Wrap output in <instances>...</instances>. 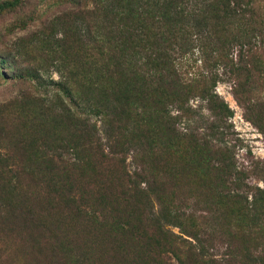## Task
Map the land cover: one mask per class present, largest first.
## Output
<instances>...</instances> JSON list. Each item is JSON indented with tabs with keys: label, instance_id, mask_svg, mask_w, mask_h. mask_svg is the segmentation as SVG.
Wrapping results in <instances>:
<instances>
[{
	"label": "trees",
	"instance_id": "trees-1",
	"mask_svg": "<svg viewBox=\"0 0 264 264\" xmlns=\"http://www.w3.org/2000/svg\"><path fill=\"white\" fill-rule=\"evenodd\" d=\"M195 1L200 7L195 4L186 17L182 8L195 3L192 0H92L93 6L87 9L78 0L75 5L70 3L61 25H54L60 26L59 38L47 34V29L28 37L32 45L44 50H27L36 52L38 59L33 63L35 68L25 73L36 72L43 63L56 62L59 77L54 82L57 93L51 104L61 105L65 96L78 102L80 109L92 110L104 125L105 143H93L92 134L88 140V133L81 131L88 142L75 147L77 161L59 163L50 149L56 143H67L71 135L56 137L49 126L56 125L57 119L48 123L46 113L32 116L25 125L21 124L32 131V147L23 141L14 164L0 162L3 199H12L16 205L14 192L23 197L30 186H21L20 181L14 186L12 180L26 172L38 176V186H44L47 200L65 204V221L76 220L78 227L91 228L100 242L109 244L110 255L116 257L138 260L163 256L165 247L173 246L177 238L166 225L175 221L181 228L180 218L192 224L194 214L180 210L189 201L193 208L202 207L200 211L222 216L208 220L212 226L235 228L230 240L241 242L239 250L247 251L248 244L264 247V189L244 182L248 174L237 168L225 146L211 147L215 144H211L213 139L208 135L196 139L195 133L179 130L180 118L189 115L186 105L192 97L199 96L206 102L211 116L230 113L227 105L211 93L219 77L212 71L207 76L199 73L200 68L191 71V67L181 73L176 63L178 58L198 50L200 64L210 65L211 60H220L219 56H212L217 55L216 50L220 53L233 48L239 50L243 60L250 50H261V43L255 42L262 35L261 30L255 34L258 29L252 24L248 5L251 0ZM21 3L22 0L3 3L0 14L15 11ZM238 16L244 17L245 29L238 28L240 31L233 34L231 26L237 23ZM27 19L28 16L21 21V27ZM27 43L24 46L28 47ZM20 53L27 56L25 50ZM221 58L226 60L227 55ZM234 68L228 70V77H233L237 95L241 96L250 92L255 82L246 65ZM28 81L31 80L24 76L17 79ZM31 87V99L24 95L21 101L16 98L14 104L19 103L20 112H30L31 107L36 108L35 113L38 107L46 110L41 107L43 99L36 97L39 86ZM248 104L246 109L254 115L248 118L264 133V101ZM173 106L179 116L171 114ZM67 114L59 124L69 120L64 117ZM1 120L0 131H13V121H7L11 124L4 127ZM35 135L39 138L35 139ZM37 140H42L45 147L33 145ZM28 153L32 167L24 166L31 169L24 172L17 163ZM12 158L16 159L15 155ZM102 166L108 171L105 177ZM262 169L252 168L254 175L264 174ZM87 175H91L92 184L86 181ZM89 207L92 215L88 216ZM172 209L173 215L169 213ZM11 214L13 220H25L20 213L16 217L14 211ZM188 235L200 243L198 235ZM159 247L164 249L157 251Z\"/></svg>",
	"mask_w": 264,
	"mask_h": 264
},
{
	"label": "rangeland",
	"instance_id": "rangeland-1",
	"mask_svg": "<svg viewBox=\"0 0 264 264\" xmlns=\"http://www.w3.org/2000/svg\"><path fill=\"white\" fill-rule=\"evenodd\" d=\"M13 1L0 0V5ZM69 1L22 0L15 11L5 10L0 14V119L2 123L4 122V127L6 124H11L7 121L15 123L13 131H0V162L5 161L8 165L11 162L14 164V160L19 158L17 152H20L25 144L22 143L23 141H28V147H32V142H29L32 138V131L21 126L33 119L32 116L42 112L49 116V118L42 116L48 119V123L53 118L57 119L56 125L49 126L56 137L64 134L71 135L67 143L65 141L56 143L50 149L51 153L58 158L59 163L61 161L68 162V164L75 163L76 157L79 156L78 148L75 147L81 143L87 144L89 134H92L93 143L95 140L105 143L104 125L100 123V117L94 115L92 110L83 108L82 104L83 109H80L78 102L69 101L65 96L61 98V105L51 104L54 99L53 95L57 93L54 82H57L59 77L57 67H55L56 62L43 63L41 67L37 66L36 72L25 73L26 70L35 68L33 63L38 59L36 52L27 50H44L32 45L28 37L34 33L45 32L47 29V34L59 38L57 31L60 26L54 27V25H61L64 12L70 10L71 2L74 5L78 2V0ZM192 1L195 3H188L190 5H187L186 9L182 8L184 9L182 14L186 17L187 12L192 11L195 4L200 7L195 0ZM211 1L216 3L217 0ZM92 3V0H82V8H91ZM248 5L253 14V28L258 29L255 34L261 30L262 35L255 40L256 43H261V50H250L243 56V60L236 48L221 50L220 53L216 50L217 55L212 56H219L220 60L216 62L211 60L210 65L200 64L198 50H192L189 53L190 56L187 54L183 58H178L176 62L181 73L187 72L189 67L192 68L191 71L200 68L198 72L206 76L211 71L216 73L219 79L213 87L211 86V93L219 98L218 101L221 100L227 105L230 113L220 117L219 115L211 116L206 102L196 96L192 97L186 105L189 115L180 118L178 126L179 130L186 131V134L195 133L198 137L196 139L208 135L210 139H213L211 144H215L211 147L222 149L225 146L233 155L237 168L246 171V175L248 174L246 179L243 178L244 182L252 187L264 189V174L254 175V170H252L255 167V171L262 168L264 171V133L248 118L254 115L245 107L248 103L250 106L264 101V0H251ZM217 6L220 8V5ZM27 16V24L21 27V21ZM237 19V23L231 26L233 34L240 31L238 28L245 29L244 17L238 16ZM76 26L78 27V24ZM247 28L251 27L247 25ZM252 34L250 32V35ZM26 43L28 47L24 46ZM21 50H25L27 56L22 55ZM211 53H213L212 50ZM222 55H227L226 60H221ZM244 65L249 68L255 83L250 86V92L238 96L236 82L233 77H228V70L231 67H235L233 70L240 69ZM223 73L225 76L222 75ZM19 76H24L31 81L17 82ZM36 84L39 86L36 97L43 99L44 104L41 107H45L46 110L38 107L35 113L36 108L31 107L30 112L27 110L20 112L19 103L14 104L15 99L18 98L21 101L24 95L31 99L33 96L29 95L32 90L31 86L35 87ZM27 98H24V101ZM244 101L247 103L244 104ZM217 106L219 103L215 104L216 109ZM176 110L174 106L171 108L173 116H179ZM65 112L68 114L64 117H68L69 120L61 125L59 120ZM55 114L62 116L60 118L53 116ZM210 125L213 126L212 129L209 128ZM81 131L88 133V137L86 138ZM34 138H39V136L35 135ZM16 139L21 142L18 143ZM33 145L44 148L46 144H43L42 140H37ZM87 146L90 144L84 147ZM14 155L16 159L12 158ZM55 160L57 161L56 158ZM32 162L30 153H28L27 157L19 159L17 165H20L18 167L20 170L30 172L31 169L28 170L24 166L32 167ZM102 168L104 169L102 176L105 177L108 171L103 166ZM13 175V173L10 174V176ZM88 175L86 181L92 184L90 183L91 175L89 177ZM37 179L40 178L26 172L12 180L14 186L17 181L22 183L21 186L23 184L30 186V191H27L23 197L19 196L16 191L14 192L12 196L17 202L16 205L12 199L6 201L0 194V264H264V247L248 244L247 251L239 250L243 246L241 242L230 240V235L233 234L235 228L220 229V227L212 226L208 220L222 216L219 213L200 211L202 207L193 208L191 201L187 204L189 207L184 205L180 210L187 214H194L192 218L194 225L184 218H180L179 221L182 224L181 228L178 227L180 223H174L175 221H172L171 225H166V229L177 238L173 246L157 249V251H160V248L166 250L163 256L133 260L131 259L133 257L110 255L109 244L100 242L91 228L85 230L83 227H78L75 224L76 220L65 221L67 215L65 204H60L57 200H47L44 186H38ZM93 208L96 209L94 205ZM12 211L15 217L18 213L25 216V220L22 218L20 221L13 220ZM87 211L88 216L92 215L90 207ZM170 211L169 213L173 215V209ZM202 221L205 222L201 223ZM191 233L198 235L201 239L200 243L192 240V235H188ZM234 252L238 254L235 255L236 257L232 255Z\"/></svg>",
	"mask_w": 264,
	"mask_h": 264
}]
</instances>
